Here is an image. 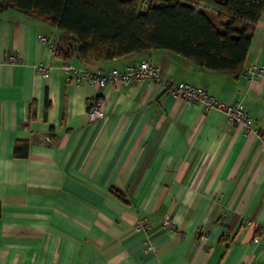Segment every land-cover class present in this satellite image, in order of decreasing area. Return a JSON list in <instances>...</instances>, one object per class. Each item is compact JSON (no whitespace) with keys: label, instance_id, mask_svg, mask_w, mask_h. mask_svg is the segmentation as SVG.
I'll return each instance as SVG.
<instances>
[{"label":"crops","instance_id":"crops-1","mask_svg":"<svg viewBox=\"0 0 264 264\" xmlns=\"http://www.w3.org/2000/svg\"><path fill=\"white\" fill-rule=\"evenodd\" d=\"M144 59L170 85L95 87L61 70L64 61L109 72ZM254 67L264 69V12L237 75L163 49L88 63L47 19L1 12L0 264H264V142L170 92L203 87L241 103L262 128L264 78L245 75ZM96 97L108 100L104 120L88 115Z\"/></svg>","mask_w":264,"mask_h":264},{"label":"trees","instance_id":"trees-1","mask_svg":"<svg viewBox=\"0 0 264 264\" xmlns=\"http://www.w3.org/2000/svg\"><path fill=\"white\" fill-rule=\"evenodd\" d=\"M10 7L47 19L88 63L163 49L237 75L264 0H0V13ZM207 10L216 13L219 24Z\"/></svg>","mask_w":264,"mask_h":264},{"label":"built area","instance_id":"built-area-1","mask_svg":"<svg viewBox=\"0 0 264 264\" xmlns=\"http://www.w3.org/2000/svg\"><path fill=\"white\" fill-rule=\"evenodd\" d=\"M41 40L48 45L49 50L54 55L62 53V48L52 42L47 36H42ZM8 62L10 64H16L18 62L17 56L10 55ZM36 69L43 77H49L53 67L41 63ZM61 70L65 74V78L68 82L77 80L78 82L82 81L89 83L95 87H106L108 85L122 86L124 84L138 83L145 80L153 81L164 86L170 85L169 78L164 76L163 73L155 67L149 59H144L138 64H131L123 70L114 68L109 72H106L102 68L92 70L89 68L79 67L68 61H64L61 65ZM245 75L248 81H252L260 77L264 78V69L254 67L253 69L246 71ZM170 92L175 96H180L187 100L201 103L205 106L206 110H221L231 124L244 126L247 131L253 132L260 139V141L264 142V126L262 128L253 127L255 117L245 111L241 103L227 104L211 95L207 89L198 87L191 83L172 85L170 87ZM107 102V98L104 97H96L90 102L88 106V115L92 121L106 119ZM162 223L164 226H171L170 216H165ZM248 226L253 228L256 227L252 221L248 222ZM255 241L258 242L259 239L256 238Z\"/></svg>","mask_w":264,"mask_h":264},{"label":"rangeland","instance_id":"rangeland-1","mask_svg":"<svg viewBox=\"0 0 264 264\" xmlns=\"http://www.w3.org/2000/svg\"><path fill=\"white\" fill-rule=\"evenodd\" d=\"M210 14V13H209Z\"/></svg>","mask_w":264,"mask_h":264}]
</instances>
